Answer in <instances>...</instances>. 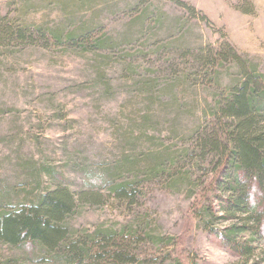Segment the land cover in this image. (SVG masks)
<instances>
[{
  "label": "rangeland",
  "instance_id": "374dc122",
  "mask_svg": "<svg viewBox=\"0 0 264 264\" xmlns=\"http://www.w3.org/2000/svg\"><path fill=\"white\" fill-rule=\"evenodd\" d=\"M3 18L48 33L0 44V191L16 203L67 185L77 199L68 231H136V264H247L196 215L213 195L210 161L195 160L178 186L125 172L120 181L137 180L131 200L94 177L124 158L194 144L190 130L206 125L218 87L242 78L227 58L215 63V80L200 62L207 53L229 43L264 74V0H0ZM81 27L99 46L48 36ZM256 247L264 264V246ZM0 264L33 262L0 241Z\"/></svg>",
  "mask_w": 264,
  "mask_h": 264
},
{
  "label": "trees",
  "instance_id": "16d2710c",
  "mask_svg": "<svg viewBox=\"0 0 264 264\" xmlns=\"http://www.w3.org/2000/svg\"><path fill=\"white\" fill-rule=\"evenodd\" d=\"M45 32L0 20V44L15 42L25 34L44 38ZM89 33L81 27L65 34L52 31L48 36L77 48L99 46ZM225 46L219 52L207 53L208 59L200 62L210 65L208 71L214 77L215 63L231 58L239 64L242 78L233 86L218 87V98L205 109L209 118L206 125L190 130L194 144L176 152L124 158L115 169L94 178L119 199L131 200L137 180L120 181L125 172L134 174L135 179L140 174L170 178L178 186L188 182L195 160L203 165L210 161L213 176L206 189L213 195L196 215L225 248L247 264H258L253 254L258 242L264 246V74L257 65L242 59L231 44ZM219 78L216 75L215 80ZM48 176L54 178L51 173ZM76 200L69 187L59 182L30 201L14 203L9 193L0 191V241L21 249L33 264H136L135 248L141 240L136 231L98 229L90 235L68 231L65 219L75 212ZM219 222L226 224L220 228L216 226ZM37 256H41L39 261Z\"/></svg>",
  "mask_w": 264,
  "mask_h": 264
}]
</instances>
